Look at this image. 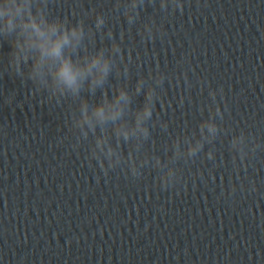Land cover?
Instances as JSON below:
<instances>
[{
    "label": "clouds",
    "instance_id": "clouds-1",
    "mask_svg": "<svg viewBox=\"0 0 264 264\" xmlns=\"http://www.w3.org/2000/svg\"><path fill=\"white\" fill-rule=\"evenodd\" d=\"M147 3L156 4L157 0H114L113 10L124 17L131 29L140 20L141 9ZM158 4L165 15L182 14L184 10L183 0H158ZM49 6L50 0H0V39L7 41L11 48L6 70L22 81H30L32 95H41V104L59 106L66 101L75 104L64 124L74 138L73 149L87 145L85 158L90 166L104 176L120 169L132 178L141 177L144 169L155 170L158 186L169 190L183 180L179 162L188 163L201 153L206 159L215 160L214 150L205 151V147L213 145L226 132L222 123L217 122L218 118L221 122L224 119L217 100L218 96L223 97L222 87L208 86L211 103L206 106L207 118L199 122L196 130L177 134L165 144L162 157L155 150L152 128L159 125L167 132L168 123L159 119L157 104L165 103L162 96L165 81L172 83L174 79L176 86L183 82L187 90L193 87L190 69L185 67L189 64L187 57L177 62L178 71L172 73H166L157 64L146 77L138 75L129 89V64L125 62L121 43L107 27L104 14L96 9L86 13L94 17V25L89 26L83 18L73 22L67 16L54 17ZM97 34L110 44L90 47ZM139 34L145 40H154L157 35L163 38L165 30L150 17L142 22ZM124 35L121 31V42ZM113 75L116 83L110 84ZM200 84L203 91L204 82L201 80ZM98 91L101 95L97 100ZM139 96H143V102L134 106ZM184 99L181 94L178 102L183 105ZM204 110L201 108L202 113ZM66 138L62 137L61 142ZM258 150H264V143L243 130L229 139V151L237 170L246 167V162ZM230 188L231 192L236 191L235 184Z\"/></svg>",
    "mask_w": 264,
    "mask_h": 264
}]
</instances>
